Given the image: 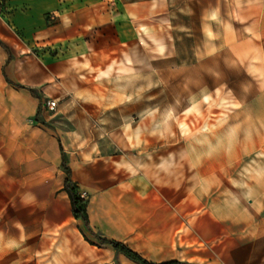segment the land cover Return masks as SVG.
<instances>
[{"label": "rangeland", "instance_id": "374dc122", "mask_svg": "<svg viewBox=\"0 0 264 264\" xmlns=\"http://www.w3.org/2000/svg\"><path fill=\"white\" fill-rule=\"evenodd\" d=\"M59 1L64 15L49 9L57 0H0L9 59L32 74L27 62L51 65L67 55L68 82L59 86L80 98L58 99L67 110H50L59 113L45 123L83 124L117 166L143 180L146 194L138 200L118 187L115 202L88 207V192L72 179L91 229L81 218L73 231L42 227L43 241L22 244L20 259L3 257L1 247L13 244L0 243V264H71L74 243L80 264H138L97 236L162 262L134 243L168 235L172 228L156 222L178 220L165 203L178 197L190 215L224 220L229 250L215 264H264V0ZM35 6L41 16L28 13ZM59 27L70 36L53 44ZM22 181L0 186V196L15 199Z\"/></svg>", "mask_w": 264, "mask_h": 264}, {"label": "crops", "instance_id": "0c3cea01", "mask_svg": "<svg viewBox=\"0 0 264 264\" xmlns=\"http://www.w3.org/2000/svg\"><path fill=\"white\" fill-rule=\"evenodd\" d=\"M65 8L66 4L57 0V4L53 3L49 9L64 15ZM27 11L42 15L40 7H31ZM21 24L19 21L18 25ZM7 32L10 35V31ZM69 36L66 28L59 27L53 44H59L60 40ZM65 57L61 52L57 53L51 65L27 62L26 67L35 66L36 70L35 73L26 74L21 69V59L11 61L8 50L0 43V186L7 189L4 187L10 188L8 181L23 180L21 186L17 185L15 199L7 192L0 196V243L13 244L1 247L3 257L9 258L12 252L15 258L20 259L22 244L37 242L38 238L40 242L43 241L40 237L42 227H50L58 232L63 228L76 229L74 220L77 217L65 188L67 174L62 166L63 152L67 156L72 179L89 194L88 207L115 202L118 187L130 189L125 194L138 200L146 194L143 180L130 177L125 171L126 167L117 166V159L111 155V151L104 152L99 146V138H94L90 132L82 133L83 124L75 123L68 129L63 125L49 126L45 123L55 119L57 112L50 113L44 108L45 99L80 98L79 92L62 90L59 86L68 82L65 69L71 62ZM10 70L12 74L7 75ZM56 108L59 111L67 110V106L60 101ZM66 115L67 112H64L63 117ZM29 117H34L32 123L27 121ZM26 179L29 180L28 185L24 182ZM180 202L179 197L165 201L169 205L167 210L177 214L178 220L156 222L172 228L168 235L158 240L136 242L134 248L158 252L160 256L157 261L215 264L216 254L229 250L224 220L210 211L190 215ZM27 227L33 228L29 234ZM52 238L59 241L61 237L57 234ZM71 238L74 242H80L75 235ZM45 249L44 245L37 248L39 251ZM71 250V264H80V243H74ZM220 260L229 264L228 260Z\"/></svg>", "mask_w": 264, "mask_h": 264}, {"label": "trees", "instance_id": "16d2710c", "mask_svg": "<svg viewBox=\"0 0 264 264\" xmlns=\"http://www.w3.org/2000/svg\"><path fill=\"white\" fill-rule=\"evenodd\" d=\"M0 43L10 52V49L7 44H5L2 40H0ZM17 85L23 86L22 84H17ZM31 90L35 92L33 88H31ZM62 165L67 172V177L65 180V188L68 191L70 198H71L73 213L75 217L81 218L84 221L85 225L90 230L91 228L88 225V214L86 211L85 200L76 193L77 185L71 178V170H70V167L67 165L64 157L62 160ZM97 237L101 243H109L115 250L123 253L127 258H129L130 260L138 264H178L180 263V261L178 260L153 262V261L147 260L142 255H140L138 252L134 251L133 249L129 248L128 246L122 244L119 241H116L113 239H106L101 236H97Z\"/></svg>", "mask_w": 264, "mask_h": 264}, {"label": "built area", "instance_id": "2783aa9c", "mask_svg": "<svg viewBox=\"0 0 264 264\" xmlns=\"http://www.w3.org/2000/svg\"><path fill=\"white\" fill-rule=\"evenodd\" d=\"M58 104V99L57 98H51L48 97L45 101V106L49 109V110H54L57 107Z\"/></svg>", "mask_w": 264, "mask_h": 264}]
</instances>
